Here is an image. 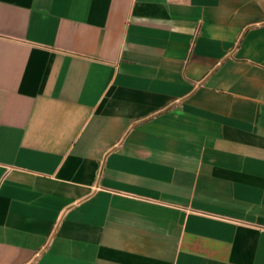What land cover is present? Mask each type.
Wrapping results in <instances>:
<instances>
[{"label":"crops","instance_id":"0c3cea01","mask_svg":"<svg viewBox=\"0 0 264 264\" xmlns=\"http://www.w3.org/2000/svg\"><path fill=\"white\" fill-rule=\"evenodd\" d=\"M0 264H264V0H0Z\"/></svg>","mask_w":264,"mask_h":264}]
</instances>
